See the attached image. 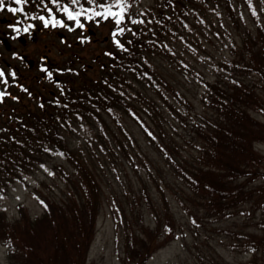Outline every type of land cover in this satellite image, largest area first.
Listing matches in <instances>:
<instances>
[{
	"label": "trees",
	"instance_id": "obj_1",
	"mask_svg": "<svg viewBox=\"0 0 264 264\" xmlns=\"http://www.w3.org/2000/svg\"><path fill=\"white\" fill-rule=\"evenodd\" d=\"M136 3L127 0L126 6L112 10L124 17L119 26L114 24L119 17L109 15L115 25L113 41L124 47L114 42L116 51L104 53L107 61L95 77L77 70L74 61L67 62L65 69L57 70V91L41 96L43 107L12 114L14 126L0 127V192L36 170L53 151L74 170L65 175L68 190L61 200L41 199V215L31 216L23 205L19 219L9 221L0 212V242L10 248L14 264H88L104 188L94 159H86L69 139L79 123L92 128L103 152L115 150L114 141L129 156L112 127L129 116L184 184L175 199L193 218L190 203L208 217L248 205L264 207V153L258 148L264 144V119L254 114L264 118V0H156L144 12H134ZM56 4L58 12V0ZM206 25L224 30L228 38L229 53L213 58V80L188 61L177 63L203 85L199 112L157 61L165 56L173 61V42L179 36L184 41L198 37L192 29ZM196 44L206 52L199 41ZM179 126L188 128L190 135L179 137ZM94 139L89 142L91 154ZM185 143L193 144L190 155L182 148ZM256 180L260 183L255 185ZM142 185L143 206L151 211L155 226L146 224L142 210L115 211L124 232L122 264H145L177 236L167 194L161 192L154 202L147 184ZM256 225L257 231L238 235L252 255L249 264H258L264 253V217ZM205 264L229 263L215 251Z\"/></svg>",
	"mask_w": 264,
	"mask_h": 264
},
{
	"label": "rangeland",
	"instance_id": "obj_2",
	"mask_svg": "<svg viewBox=\"0 0 264 264\" xmlns=\"http://www.w3.org/2000/svg\"><path fill=\"white\" fill-rule=\"evenodd\" d=\"M58 2L60 10L57 12V4L50 0H27V3L23 5H16L11 0H5V9L0 11V36L5 39L0 46V52L8 60L12 58L14 52H19L27 56L28 60L33 59L36 62L42 55H48L56 70L65 69L67 62L74 61L77 70H86L88 76L95 77L100 65L107 61L104 53L115 52L116 49L111 35V29L115 25L113 26L109 15L107 19H104L103 15L96 16L94 13L100 12L107 15V5L112 4L113 0H94L93 3H89V0H78L75 4L72 0H58ZM155 2L156 0H137L133 11L144 12ZM100 5L105 7L102 8ZM65 6L73 13H81L77 20L91 28L94 34L84 27H77V20H69L68 14L63 10ZM8 7L23 8V11L18 13L19 37L15 35V30L9 28V22L18 24V14L14 15L7 11ZM116 7L113 6L111 11ZM40 17L44 19L41 20ZM5 18L9 22L1 21ZM57 18H62L63 27L56 22ZM213 18L218 26L219 20L215 16ZM249 22L251 23V20ZM34 25L36 29L32 27ZM67 26L71 28L68 29ZM203 27L205 29L201 26L192 29L198 37H189L187 41H184V38L179 36L173 42L177 51L174 53L176 58L173 61L167 56L157 61L166 76L193 100L199 112L203 111L201 104L203 85L185 69H179L177 63L188 61L202 70L207 79L213 80V58L219 59L229 53L227 32L220 28L215 30L210 25ZM25 28L28 32L24 31ZM197 41L206 52L199 48ZM21 67L22 75L19 76V82L27 91H19V103L9 100V104L0 105L3 110L0 113V127L4 123L14 126L12 108L17 114L26 111L34 112L40 105L41 96L47 97L50 93L57 91L54 82L44 81L43 73L37 68L29 69L25 63ZM55 75L58 77L59 71H56ZM17 114L13 113V115ZM111 124H113L112 121ZM112 127L116 129L119 140L123 141L129 156L120 150L114 141L112 143L116 146L115 150L103 152L101 148V146L104 147L103 143L92 137L93 130L86 124H77L73 132L68 135L74 147L83 152L86 159L91 157L94 159L96 174L104 188L103 203L96 224L95 240L89 251L88 264H122L124 232L121 225L116 223L115 211L118 215L122 213L121 210L127 213L133 208L136 212L142 210L146 224L155 226L151 220V211L146 205L143 206L145 203L141 195V189L144 186L142 183L147 184L153 201L162 195L161 192L167 194L178 224L176 238L156 251L145 264H205L215 251L229 264H249L252 255L244 246L245 240H239L238 235L246 236L248 233L257 231L256 223L263 219L264 207L255 210L248 205L224 216L208 217L205 212H198L197 208L190 203L196 217L189 216L175 199V192L184 191V184L177 179L158 149L144 138L134 121L129 116H125L120 126L114 124ZM189 133L188 128L179 126L177 131V134H180L179 137L190 135ZM92 139L94 144H92L91 154L89 142ZM192 147L193 144L190 143L182 145L189 155L192 153ZM258 148L264 153V144L259 145ZM44 159L45 162L36 170L24 175L21 181L12 184L4 192H0V212H5L9 221L19 219L21 205L25 206L27 212L34 217L44 212L41 201L43 197L61 200L66 195L68 189L65 175L72 174L74 171L71 163L55 151L49 153ZM257 180L254 182L255 185L260 183ZM263 263L264 253L258 264ZM0 264H14L10 257V248L4 242H0Z\"/></svg>",
	"mask_w": 264,
	"mask_h": 264
},
{
	"label": "flooded vegetation",
	"instance_id": "obj_3",
	"mask_svg": "<svg viewBox=\"0 0 264 264\" xmlns=\"http://www.w3.org/2000/svg\"><path fill=\"white\" fill-rule=\"evenodd\" d=\"M2 22H7L8 19H2ZM18 24H14L13 22H9V25H12L13 27H9L11 30L19 29V14H18ZM33 27V26H32ZM70 28V27H69ZM36 29V26L34 27ZM41 31V29H39ZM16 31V30H15ZM49 31H51L49 29ZM94 34V33H93ZM3 35V34H2ZM13 35V34H12ZM17 37H19V31H16L15 34ZM15 35H13L15 37ZM63 39H65V36H62ZM3 36H0V46L4 43ZM13 59V60H12ZM15 60V61H14ZM26 64L29 69L37 68L39 72L43 73V80L49 81V82H55L56 75L55 72L57 71L54 66L50 62V58L48 55H42L40 60L36 62L35 60H28L27 56L24 54H19V52H14L11 59H7L3 56V54L0 52V71L4 73L3 77H0V92L5 93L3 102L0 103L1 106L9 104L8 101H13L16 103H19L20 97H19V91H24L23 84L19 82V76L22 75V65ZM48 69L52 72V79L49 80L47 78V73L42 71V69ZM12 73H15V76L12 75ZM15 97V99H13ZM2 109L0 108V113H2ZM13 113L16 112L14 108H12ZM11 113V115L13 114Z\"/></svg>",
	"mask_w": 264,
	"mask_h": 264
},
{
	"label": "snow or ice",
	"instance_id": "obj_4",
	"mask_svg": "<svg viewBox=\"0 0 264 264\" xmlns=\"http://www.w3.org/2000/svg\"><path fill=\"white\" fill-rule=\"evenodd\" d=\"M11 2L14 3V4H16V5H23V4L27 3V0H11ZM52 2L53 3H56V0H52ZM77 2H78V0H72V3L73 4H75ZM93 2H94V0H89V3H93ZM122 5H125L126 6L127 5V0H113V3L112 4H108L107 5V9H106L107 15H104V14H102L100 12H95L94 15H96V16H102L103 15V18L104 19H107L108 18V15H110L113 18L119 17V18H116L115 19L116 25L119 26V25H121L122 21L124 20V17H123V15H121V13L112 12L111 11V8L113 6L120 7ZM100 7L103 8L105 6L104 5H100ZM4 9H5V0H0V11H3ZM63 10L68 14V19L69 20H77V17H79L80 14H81V13H73L72 10H70L67 6H65ZM7 11H9V12H11V13H13L15 15V14H18V13L22 12L23 11V8L8 7L7 8ZM84 11H87V10H84ZM123 11H124V9L121 8V12H123ZM255 14L256 13L253 10V15H255ZM40 19L43 20L44 18L43 17H40ZM132 23H134V24L135 23H143V21L133 20ZM60 24H61V27L64 26L62 21L60 22ZM45 26H47V22H45ZM9 27H13V26L12 25H9ZM77 27L83 28L84 25L77 20ZM14 30L19 31V29H14ZM24 31L25 32H28V29L25 28ZM123 31H124V29L123 28H120V32L122 33ZM112 36L115 37L116 36V32H113L112 33ZM114 42L116 43V45L118 47H120V48L123 49L124 46L118 40H116ZM129 43H131V41H129ZM124 50H126V49H124ZM42 71H44V72L47 73V78L49 80L52 79V75L53 74H52L51 71H49L46 68L45 69H42ZM12 75L15 76V73H12ZM3 76H4V73L2 71H0V77H3ZM24 91H27V90L24 89ZM4 96H5V93L0 92V103L3 102ZM13 99H15V97H13ZM43 106H44L43 104L40 105V107H43Z\"/></svg>",
	"mask_w": 264,
	"mask_h": 264
},
{
	"label": "water",
	"instance_id": "obj_5",
	"mask_svg": "<svg viewBox=\"0 0 264 264\" xmlns=\"http://www.w3.org/2000/svg\"><path fill=\"white\" fill-rule=\"evenodd\" d=\"M90 31H91V29H90Z\"/></svg>",
	"mask_w": 264,
	"mask_h": 264
}]
</instances>
